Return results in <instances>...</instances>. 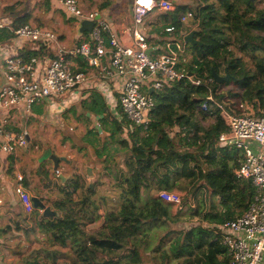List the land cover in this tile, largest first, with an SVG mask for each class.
I'll list each match as a JSON object with an SVG mask.
<instances>
[{"label": "trees", "instance_id": "trees-1", "mask_svg": "<svg viewBox=\"0 0 264 264\" xmlns=\"http://www.w3.org/2000/svg\"><path fill=\"white\" fill-rule=\"evenodd\" d=\"M179 1L172 14L160 15L163 21L160 33L165 38L158 53L174 55L177 67L201 79L202 84L164 83L160 91L151 93L154 108L148 114L146 128L129 122L119 105L117 117L112 115L94 89L84 91L88 98L78 104L80 115L84 118L92 115L98 123L97 127L87 126L85 134L78 138L92 150L91 162L83 170L93 165L94 157L102 164L101 171L94 169L92 187L84 172L69 175L63 185L57 177V197L47 200L55 215L52 218L37 215L36 224L49 242L69 247L72 253L67 252L62 263L57 262L55 252L42 262L39 255L30 253L17 264H146L147 250L161 252L159 259L166 264L169 260L178 264L228 262L216 227L241 215L252 203L255 189L250 180L236 177L240 153L217 144L219 136L227 133L218 109L208 103L206 110H202L201 105L211 91L216 101L228 98L264 111V7L258 0ZM49 2H4L0 6V20L10 22L13 28L27 25L35 8L51 11ZM108 6L102 5L101 9ZM57 8L65 18L64 11ZM186 11L193 14V37L200 43L198 46L183 44L182 34L175 36L178 25L174 32L164 31L167 22L176 24V19ZM13 39V33L0 31V46H10ZM43 54L46 52L42 47L24 46L17 56L28 60L41 58ZM74 61L77 71H87L86 62L80 57ZM213 72L228 74V83L215 84ZM230 83L233 89L220 92L221 85ZM40 108L33 110L40 113ZM72 115L76 116V112ZM66 140L64 137L63 141ZM47 170L39 168L36 173L47 180L44 186L49 189ZM103 174L113 180L117 205L111 206L108 197H100L109 211L97 220L100 214L91 197L103 184ZM180 182L184 186L180 192L185 193L180 198L181 205L188 206L187 213L159 198L160 191L173 192ZM197 195L207 201L198 200ZM179 215L187 216L188 220L197 217L198 222L178 231H167L165 237L174 235L167 250L162 251L165 237H160L154 248L150 230L177 223ZM13 229L20 231L10 225L1 227L0 238L7 240ZM4 244L8 246L7 241Z\"/></svg>", "mask_w": 264, "mask_h": 264}, {"label": "built area", "instance_id": "built-area-1", "mask_svg": "<svg viewBox=\"0 0 264 264\" xmlns=\"http://www.w3.org/2000/svg\"><path fill=\"white\" fill-rule=\"evenodd\" d=\"M52 1L79 24L90 21L94 25L90 33L78 34L76 46L66 50L60 45L58 36L48 28L31 24L13 28L10 22L0 20V31L7 30L14 35L10 46H0V155L10 156L28 146V134L25 131L13 132L9 127L8 115L12 110L22 108L28 118L33 106L45 99H59L85 85L91 88L100 82L122 77L124 81L117 98L118 105L129 122L146 128L148 114L154 108L150 92L160 91L164 83L202 84L201 79L177 67L178 60L174 55H147L151 48L139 28L153 10L172 14L175 10L173 1L132 0L133 28L132 31L129 28L123 31L125 35H131V46L120 44L109 25L98 18L99 14L85 12L77 0ZM193 20V14L186 11L176 19V24L171 21L164 31L174 32L176 25L181 27ZM28 43L37 44V49L42 47L54 57L47 62L42 60L43 57L28 60L18 57V50ZM75 57L86 62L87 71L76 70ZM208 103L215 105L227 128V133L219 136L217 144L239 151L242 159L236 177L250 180L255 189L252 203L241 215L216 227L224 259L227 258L226 264H264V111H254L247 102L216 101L211 91L201 109L206 110ZM15 180L13 191L25 214L30 215L34 211L42 214L44 209H51V203L43 199H38L39 207L34 208L23 185L24 176L18 174ZM159 198L188 210L182 207L181 199L175 193L160 191ZM3 254L8 252L2 253V257L5 256Z\"/></svg>", "mask_w": 264, "mask_h": 264}, {"label": "rangeland", "instance_id": "rangeland-1", "mask_svg": "<svg viewBox=\"0 0 264 264\" xmlns=\"http://www.w3.org/2000/svg\"><path fill=\"white\" fill-rule=\"evenodd\" d=\"M5 2H10L12 0H4ZM80 1V0H79ZM127 6L130 8L131 2L130 0H123ZM185 3H189V0H183ZM260 2L261 7H264V0H258ZM81 3V2H80ZM79 5V4H78ZM38 6H41L40 4ZM85 6L89 9V5L86 4ZM113 6L115 7L116 4L114 3ZM162 12L158 10H153L148 14V20L153 19L155 15H161ZM49 17V13L45 12V9L43 7L35 8L32 12V19H30L29 24L33 26H44L42 24L44 17ZM62 16V15H61ZM53 17V16H52ZM53 17V19H56V23H54V20H51L50 22H46L47 27L49 30L53 31L57 35V31L60 30L61 23H63L59 18L58 15ZM160 17V16H159ZM62 19V18H61ZM148 20H145V23L148 22ZM53 21V22H52ZM74 21H77L74 19ZM60 23V24H59ZM69 27L71 31L74 33V28L72 25L69 24ZM195 25L193 22L187 21V23L181 27H178V29H183L185 31L187 30H195ZM65 28V27H64ZM58 36V35H57ZM181 42H183V37L181 39ZM184 44V42H183ZM223 75L222 73L220 74ZM233 84H228L226 86L221 85L220 92L227 91V89H233ZM69 94L63 96L59 99H45L42 103L36 104L33 106V108L41 107V112L38 113L35 110L31 111V118H28V120L18 119V116L14 117V122H16L18 125H21L22 130L25 131L28 134V137L31 138V143L25 150L27 153H23V150H17L15 153L19 157V170L21 169L20 166L26 170L27 178L29 181H31V191L34 193H40L45 196V199L47 200H53L57 197L56 193V184L58 183L57 177L58 174H62L64 176H73V174H83L85 173L84 167L85 164L90 163L89 160L91 158L92 150L89 148V145L78 140L80 136L84 135V126L83 123L80 121H74L73 118L69 115V113H72L74 109H69V105H67V100ZM223 100H229L226 98ZM250 106L251 104L248 103ZM252 106V105H251ZM253 108V107H252ZM254 111L256 110L253 108ZM65 112V113H63ZM63 116V114L67 115ZM65 118V119H64ZM84 118V117H82ZM64 137H67L66 141H63ZM74 144V145H73ZM83 148V149H82ZM78 149H82L79 150ZM52 151V154L58 156V157H64L66 158V161H61L60 167L58 168L57 172L54 173L52 170V163L47 159V157H44L45 151ZM45 165V166H44ZM48 169V179L51 181L49 189L44 187V184H46L47 180L39 176L36 172L39 168H45ZM98 171H101L102 164L96 163L95 166ZM21 171V170H20ZM25 175V174H24ZM26 177V175H25ZM101 180L103 184L99 187H97L96 193L91 197V200L97 205L98 211H99V218H96L97 220L104 217V215L109 211V209L106 207L104 203H101L100 197H108L110 199L107 200L109 205L115 206L117 200L115 198V187L113 186V180L111 177H107L103 175L101 177ZM56 183V184H55ZM60 184V182H59ZM62 185V184H61ZM6 187V186H5ZM184 187L183 183L180 182V184H177L174 188V191L172 193H175L179 195L180 198H182L185 193L180 192V189ZM81 198V197H80ZM196 198L198 200L202 199L203 201H207L204 196L197 195ZM44 199V200H45ZM46 200V201H47ZM74 200H77V197L74 196ZM48 201V202H49ZM192 204V201H191ZM182 207H187L186 205H182ZM87 209H91V206H89ZM111 209V208H110ZM111 211V210H110ZM176 211V210H175ZM188 210L181 209V213H187ZM18 217H20V221H24V218L29 221V224L31 223L33 227L27 226H17L21 233L24 232V236L28 237V240L25 241L24 239H18L15 238L17 234H20V232H16L14 229L8 232V235L11 238H14L11 240V244H8V247L10 245L12 246V249L10 251V255H5L4 257L1 256V252L5 253L8 251L5 247L0 252V264H15L18 263L19 260L22 259L23 255L24 257L27 256L30 253H36L33 254V256L39 255L40 262L44 260H49L48 254L51 252H55L58 254V263H62L65 261V255L66 253H72L69 247L63 248L58 246L57 244L51 243L47 240L44 234L40 233L37 229V227L34 225V222L32 221L33 216L32 214L27 215L20 208H18L17 211ZM91 213V212H90ZM174 213V212H172ZM82 215L84 212L81 213ZM173 219V217H171ZM170 218V219H171ZM178 222L177 223H167L161 228H152L150 230V235H152V246L155 248V246L158 244L160 237H165V233L169 230H181L184 228H188L190 226L196 225L198 222L197 217H193L192 219L188 220L187 216H181L179 215L177 217ZM9 225L6 220H3V223L0 224V227H5ZM13 226V225H12ZM25 229V230H24ZM26 234V235H25ZM17 237V236H16ZM24 237V238H26ZM174 237L173 234L171 236L164 238V246L162 248V251L168 249L169 240ZM153 249V248H152ZM14 251L18 252V255L12 253ZM20 255L22 257H20ZM161 252L159 254L153 253V250H147V253H145V262L146 264H166V261H161L159 258L161 257ZM168 264H178L175 261L169 260Z\"/></svg>", "mask_w": 264, "mask_h": 264}, {"label": "crops", "instance_id": "crops-1", "mask_svg": "<svg viewBox=\"0 0 264 264\" xmlns=\"http://www.w3.org/2000/svg\"><path fill=\"white\" fill-rule=\"evenodd\" d=\"M35 1H37V0H35ZM48 1H50L49 3L51 6V11L48 12L49 17L47 16V17H44V19H43L42 24L44 26L41 25L40 27H47V26H45V25H47L46 22H48V21L50 22L51 20H54L55 21L54 23H56V19H53V17L56 18L55 16H57V15L59 17H61L62 19L61 18H59V19L63 23H61V24L59 23L62 28L57 31L58 40H59L60 45L64 49L71 50L77 44V36H78V34H80V32H79L80 24L77 21H74V19L69 17L67 14H65L66 15L65 18L63 16H61V13L58 10L57 5H55V3L52 0H48ZM4 2H5L4 0H0V6ZM77 2L79 4L80 8L82 10H84L85 12H90V11L97 12L99 14V17H101V19L104 20L109 25L111 33L116 36V39L118 40V42L120 44H122L124 46H131V44H132L131 35L127 36L123 33V31H125L126 28H129L130 31H132V28H133L131 6L129 8L123 0H80V1L77 0ZM85 2H86V4L89 5V9H87L88 6L87 7L85 6ZM130 2L132 5V0H130ZM178 2L180 3L179 0L176 1V3H178ZM114 3L116 4L115 7L113 6ZM105 4H108L109 6L107 8L101 9L102 5H105ZM159 16L160 15H155L154 18L150 19V20H148V16H147L145 18V20L147 19L148 22L145 23V20H144L143 25L139 28L140 33L143 34V36L147 40L149 47L151 48L149 53L152 57H158L159 55H161V52L158 53V49L160 48L159 46L161 45V42L165 38V37H161L160 30H161V27L163 25V21L161 20V18ZM170 22L171 21L167 22L165 26L167 27V25ZM69 24L73 26L74 33L71 31ZM186 32L187 31H185L183 29H177L175 36H181V34L183 36L186 34ZM24 46L31 47V48L37 47L34 44H24L23 47ZM42 57H43L42 60L44 61L46 59V62H47L48 59L50 60V58L54 57V54L49 52V53H46V55L43 54ZM1 59L2 58L0 55V64H1ZM73 61H74V59H73ZM75 66L77 69L78 68L77 65H75ZM89 71H91V70L89 69ZM123 81H124V78L116 77L111 81L100 82L99 84H96L95 87H91L102 98L103 103L105 104L106 108L110 111V113L116 117H117L116 107L118 106L117 98H118V95L120 94V92L122 90ZM0 83H1V77H0ZM91 88L89 86L85 85L84 88L74 90L67 96L68 97L67 105H69V107H67V108L74 109V111L76 112V116H73L72 113H69V115L73 118L74 121H76V122L80 121L83 123L84 131H85L87 126H89L90 128L91 127H97V123H98L96 117L88 114L87 117L82 118V116L80 115V112H79V107H78L79 102L82 101L83 99L88 98V94L83 93V92L86 90H89ZM35 109H37V107ZM63 113H65V112H63ZM122 115H123V113H122ZM8 116L10 119L9 127L13 132H16V133H20L23 130H22L21 125H18L16 122L13 121L14 117L18 116L17 120L18 119L23 120V118H24V120H28V118H31V116H29L28 118L25 116L22 108L19 110H16V111L12 110ZM63 116H66V118H68L67 117L68 113H67V115L63 114ZM82 136H80V137H82ZM122 136L125 137V135H122ZM28 138H29V144H28V146H29L31 143V138H30V136ZM27 150H23V153H27L28 152ZM25 151H27V152H25ZM19 160L20 159L16 153H14L13 155H10V156L0 155V224L3 223V220H6L7 223H9V225L13 228H18L17 226H20V225L23 227L25 226V228L27 226L33 227L31 224L32 222L29 224V221H27V219H25V218H24V221H20V219H19L20 217H18L19 215H17L18 214L17 213L18 208H20L21 210H22V208H21V206H20V204H19V202H18V200L14 194V191H13L14 187H15L14 185L16 184V180H15L16 176L18 174H22L24 176L23 185H24L26 191L30 194L31 198L35 197L37 199H43L44 200L45 196L40 194V193H34L31 191V189H30L31 181H29L27 178L26 170H24L21 166H20L21 171L19 170ZM92 161L94 162L93 165L88 166V167H90L92 169V173L94 176L95 175L94 169L96 171H98V169L95 167L96 163H98V161L94 157H92ZM59 167H60V165H59ZM45 168H47V167H45ZM86 168H85V170H86ZM24 174L26 175V177ZM66 177H68V176H66ZM87 181H88V179H87ZM45 200H47V199H45ZM22 212H23V210H22ZM32 215H34L32 221L34 222V225L36 226V224L38 222L37 221V215L42 216V214H40L38 211H34V213ZM19 232H20V234H17L16 235L17 237L16 236H14V237L18 238V239L19 238L24 239L25 241H27L28 237L24 236V234H23L24 232L26 233L27 231L25 230L23 233H21V230H20ZM24 237H26V238H24ZM6 238H7V240L5 238H0V252L5 247L8 250L7 251L8 254H11L9 250L12 249V246L10 245V247L8 248V246H6L4 244V241H7V244H11L10 242L14 238H11L9 235H7ZM2 253L3 252H1V256H2ZM12 253H14V251ZM14 254L18 255V252H15ZM20 257H22V256L20 255ZM23 257H24V255H23ZM15 264H17V263H15Z\"/></svg>", "mask_w": 264, "mask_h": 264}, {"label": "water", "instance_id": "water-1", "mask_svg": "<svg viewBox=\"0 0 264 264\" xmlns=\"http://www.w3.org/2000/svg\"><path fill=\"white\" fill-rule=\"evenodd\" d=\"M173 1L174 3H176L177 0H171ZM99 18V16H98ZM94 23L93 22H90V21H81L80 23V28H79V32L80 33H90L92 27H93ZM194 33H195V30H191L189 31L187 34H185L183 36V42L184 44H188L190 46H198L200 45V43L198 41H196L194 39ZM150 50L147 51V55L149 54ZM211 78L213 80V82L215 84H223V83H228L230 77L228 74H224V75H219V74H216L215 72H213L211 74ZM152 92H150L151 94ZM26 140H27V143L29 144V138L28 136L26 137ZM44 157L51 161L52 163V170L54 171V173L57 172L58 170V167L61 163V161H66V158L64 157H58L54 154L51 153V151L47 150L45 151L44 153ZM85 175L86 177L88 178V182H89V187H92L95 179H94V176H93V173H92V169L90 167H87L86 170H85ZM58 178L60 179V182L61 184L63 185L65 183V181L68 179V177L66 176H63L61 174H58ZM31 201H32V204L34 206V208H38L39 207V202H38V199L35 198V197H32L31 198ZM55 215V212L49 208H46L43 210L42 212V217L44 218H52L53 216Z\"/></svg>", "mask_w": 264, "mask_h": 264}, {"label": "clouds", "instance_id": "clouds-1", "mask_svg": "<svg viewBox=\"0 0 264 264\" xmlns=\"http://www.w3.org/2000/svg\"><path fill=\"white\" fill-rule=\"evenodd\" d=\"M176 4V3H175Z\"/></svg>", "mask_w": 264, "mask_h": 264}]
</instances>
